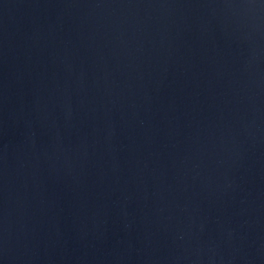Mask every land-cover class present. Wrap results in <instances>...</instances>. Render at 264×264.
<instances>
[{
	"label": "water",
	"instance_id": "1",
	"mask_svg": "<svg viewBox=\"0 0 264 264\" xmlns=\"http://www.w3.org/2000/svg\"><path fill=\"white\" fill-rule=\"evenodd\" d=\"M0 264H264V0H0Z\"/></svg>",
	"mask_w": 264,
	"mask_h": 264
}]
</instances>
